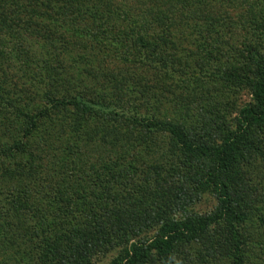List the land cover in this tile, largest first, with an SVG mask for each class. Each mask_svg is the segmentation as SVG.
I'll return each instance as SVG.
<instances>
[{
    "label": "trees",
    "instance_id": "trees-1",
    "mask_svg": "<svg viewBox=\"0 0 264 264\" xmlns=\"http://www.w3.org/2000/svg\"><path fill=\"white\" fill-rule=\"evenodd\" d=\"M259 175L264 0H0V264H258Z\"/></svg>",
    "mask_w": 264,
    "mask_h": 264
},
{
    "label": "rangeland",
    "instance_id": "rangeland-1",
    "mask_svg": "<svg viewBox=\"0 0 264 264\" xmlns=\"http://www.w3.org/2000/svg\"><path fill=\"white\" fill-rule=\"evenodd\" d=\"M248 100H249V98H248L247 93L246 92H242L236 99H233L232 101H229L228 108H226L225 111H224V105L226 104L225 102L227 100H224V102L221 103L222 104V107L218 111V113L219 114H222V115L225 114L227 116L226 117L227 118V122H229V124H230L231 119L234 116V113H232L233 111H231V110L233 108H239L243 103L248 102ZM256 178L253 177L252 182H253V184H257L256 186H258V190L260 191L261 188L264 186V184H260V183H262L261 179L263 178V176L262 175H259V178L257 180H256ZM2 190L3 191H7L8 190V186L5 185V184H3ZM262 198H264V197H262ZM215 206H216L215 199L211 195L205 194L202 197H200L198 199V201H196V203L194 205H192L191 207H189L188 211L189 210L190 211L192 210L193 212L199 213V214L210 213L211 211L214 210ZM182 212L184 214V212H186V209L180 210V212L177 215L179 216V214L180 213L182 214ZM29 215L30 216H29L28 221H27L28 223L26 225L27 228L30 225L31 215H33V214L30 213ZM40 216L41 215H40V212H39L37 214V218H40ZM247 229L248 230H246V232L248 233V235H250V236L252 235L251 237L254 238V239H256V240H258L259 243L262 245V247H260V248H255L254 247L253 249H251V251H252L251 256H252V258H253L254 261H258V264H264V258H263L264 257V234L263 233L256 232V230H255V228L253 226H251L250 228H249V226H247ZM24 230H26V229H24ZM31 264H35V263H31ZM36 264H38V263H36Z\"/></svg>",
    "mask_w": 264,
    "mask_h": 264
}]
</instances>
